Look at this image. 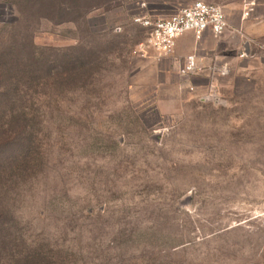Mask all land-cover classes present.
Listing matches in <instances>:
<instances>
[{
	"label": "rangeland",
	"instance_id": "obj_1",
	"mask_svg": "<svg viewBox=\"0 0 264 264\" xmlns=\"http://www.w3.org/2000/svg\"><path fill=\"white\" fill-rule=\"evenodd\" d=\"M197 1L232 40L229 73L196 88L132 51L137 19ZM251 21L264 0H0V264H264Z\"/></svg>",
	"mask_w": 264,
	"mask_h": 264
},
{
	"label": "built area",
	"instance_id": "obj_2",
	"mask_svg": "<svg viewBox=\"0 0 264 264\" xmlns=\"http://www.w3.org/2000/svg\"><path fill=\"white\" fill-rule=\"evenodd\" d=\"M248 15V14H246ZM136 22L147 29L146 39L138 44L132 55L142 60L161 61L175 52L181 37L191 33L199 42L206 32L214 38H220L228 30V21L224 8L220 5L197 1L176 14L165 19H137ZM227 64L211 63L207 65L195 54L186 57L180 70L183 77L201 74L207 76H226Z\"/></svg>",
	"mask_w": 264,
	"mask_h": 264
},
{
	"label": "crops",
	"instance_id": "obj_3",
	"mask_svg": "<svg viewBox=\"0 0 264 264\" xmlns=\"http://www.w3.org/2000/svg\"><path fill=\"white\" fill-rule=\"evenodd\" d=\"M256 24V23H255ZM253 22H243V28L245 29L247 35L257 37H263L264 32L261 33V28L259 25H255ZM231 36L223 35L218 40L215 39L210 32H206L203 35L201 41L197 42L191 33H188L181 37L177 43L175 54L172 57H168L162 61H142V65L146 67H151L158 71H170L177 70L179 67V72L182 68L181 62L187 55L195 54L200 60H203L206 64H211L213 62H228L230 61V41ZM210 81L209 76L206 74H201L193 77L190 80V85L193 87H199L200 82ZM199 82V83H198ZM189 84V83H188Z\"/></svg>",
	"mask_w": 264,
	"mask_h": 264
},
{
	"label": "trees",
	"instance_id": "obj_4",
	"mask_svg": "<svg viewBox=\"0 0 264 264\" xmlns=\"http://www.w3.org/2000/svg\"><path fill=\"white\" fill-rule=\"evenodd\" d=\"M2 81V77H1V75H0V82Z\"/></svg>",
	"mask_w": 264,
	"mask_h": 264
}]
</instances>
